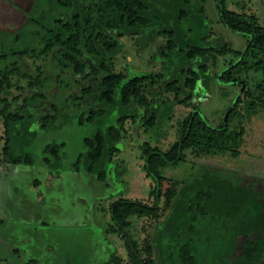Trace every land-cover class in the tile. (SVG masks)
<instances>
[{
    "label": "trees",
    "instance_id": "obj_1",
    "mask_svg": "<svg viewBox=\"0 0 264 264\" xmlns=\"http://www.w3.org/2000/svg\"><path fill=\"white\" fill-rule=\"evenodd\" d=\"M216 1L220 21L247 38L244 49L235 48L230 38L217 34L209 25L201 34L202 42L180 46L181 38L193 31L189 27L186 32L182 23L191 18L211 22L205 9L207 0H53V15L28 19L35 28L23 32L27 45L0 54V115L4 117L7 131L17 123L32 121L33 116L43 129L70 120L95 126L83 138L82 155L86 170L99 179L106 178L107 165L121 150L129 120L138 132L142 126L154 128L172 119L174 108L179 104L194 108L179 121L178 138L168 148L146 139L139 144L144 169L155 183L152 190L155 198L146 201L120 196L109 203L108 230L117 233L125 253L115 251L102 264H204L194 242L190 241L181 243L177 256H171L166 262L157 256L153 229L158 222L162 225L169 220L181 190L180 181L164 176L163 168L185 161L188 151L199 157L240 156V146L247 133L246 122L258 115L259 104L264 105L262 81L258 85L260 94L256 95L251 88L245 89L244 96L237 98L218 125L211 124L199 109L200 103L210 95L215 79L235 83L236 73L243 68L264 72V23L258 13L247 9L246 0L243 10L230 8L228 0ZM125 35L143 40L144 45L158 42L157 55L162 58L163 67L157 74L158 79L151 72L127 75L117 70L115 56L123 47L121 38ZM159 35H165L166 42H160ZM212 36L219 40L213 41ZM229 53L236 59L220 70L221 57ZM34 56L45 62L51 60L57 68L52 76L54 81L43 65L28 68L26 61ZM64 75L70 77V85L77 92L73 94L74 101L70 99L72 94L64 95L63 100L57 98L63 95L62 90L69 91L68 86V89L60 88ZM156 81L163 84L162 89L161 86L153 88ZM201 82L206 87V95L198 91ZM50 87H57L56 95L48 94ZM164 90L171 95L154 97ZM16 100L21 102L15 104ZM38 106L44 107V111L39 113ZM47 149L55 156L59 154L57 144L47 145ZM255 154L259 155L257 151ZM3 155V161L13 163L34 160L30 153L15 152L9 133ZM251 177V187L262 199L260 209L264 208V177ZM163 195L164 203H161ZM198 200L206 214V206L213 198L201 192ZM257 213L255 210L253 215L258 223L256 233L249 236L238 255L224 262L264 264V215ZM134 215L149 218L142 227L145 232L142 240L131 230ZM24 264L38 262L31 259Z\"/></svg>",
    "mask_w": 264,
    "mask_h": 264
},
{
    "label": "rangeland",
    "instance_id": "obj_2",
    "mask_svg": "<svg viewBox=\"0 0 264 264\" xmlns=\"http://www.w3.org/2000/svg\"><path fill=\"white\" fill-rule=\"evenodd\" d=\"M243 1L228 0V6L243 10ZM246 2L247 9L256 11L264 23V0ZM52 5L53 0H0V54L27 45L23 32L35 28L28 19L53 15ZM205 9L211 22L191 18L182 23L186 32L189 27L193 31L181 38L180 46L202 42L201 34L209 25L217 34L230 38L235 48L244 49L247 38L220 21L217 1L207 0ZM121 39L123 47L115 56L117 70L127 75L151 72L158 79L157 74L163 71L162 58L157 55L158 42L144 45L143 40L131 35ZM212 40L219 37L212 36ZM159 41L166 42V36L159 35ZM232 59L236 57L231 53L223 55L220 70ZM50 61L34 56L26 62L28 68L43 65L48 77L53 78L57 68ZM236 76L235 83L215 79L210 95L200 103L202 115L213 125L226 118L237 98L244 96L245 89L251 88L256 95L261 92L258 85L264 81V72L243 68ZM61 81L60 88H69V91L62 90L63 95L57 98L63 100L64 95L72 94L70 99L74 101L73 94L77 92L70 85V77L64 75ZM158 87L162 89L163 84L156 81L153 88ZM198 91L207 93L202 82ZM57 92V87H50L48 94L53 96ZM170 95V91L164 90L154 97ZM192 109V105L179 104L174 108L172 119L154 128L142 126L138 132L129 120L121 150L107 165L104 179L86 170L82 155L83 138L95 126L70 120L43 129L33 116L30 122L12 125L8 132L0 115V264H24L31 259H36L38 264H102L115 251L124 254L117 233L108 230L111 223L108 205L120 196L154 201L155 183L144 169L139 144L146 139L168 148L178 138L179 121ZM257 109L258 115L246 122L247 133L240 146V156L199 157L188 151L185 161L163 168L164 176L180 181L181 190L169 220L162 225L158 222L153 229L160 259L162 256L166 262L171 256L176 257L179 245L190 241L194 242L204 264H230L225 259L238 255L245 241L258 230L253 215L258 210L257 214L263 216L264 208L260 209L262 199L251 187V176L264 177V105L259 104ZM36 110L43 112L44 107L38 106ZM8 133L15 152L30 153L33 162L3 161ZM50 144L58 145L57 156L46 150ZM167 183L164 182L163 189ZM201 192L213 198L206 206V214L198 200ZM164 198L163 195L161 203ZM132 220L131 230L142 240L145 236L142 227L149 218L134 215Z\"/></svg>",
    "mask_w": 264,
    "mask_h": 264
}]
</instances>
